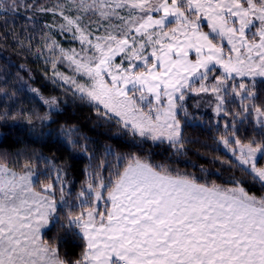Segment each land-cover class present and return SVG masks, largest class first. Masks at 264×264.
Here are the masks:
<instances>
[{"label":"snow or ice","instance_id":"1","mask_svg":"<svg viewBox=\"0 0 264 264\" xmlns=\"http://www.w3.org/2000/svg\"><path fill=\"white\" fill-rule=\"evenodd\" d=\"M49 13L53 22L41 24ZM9 15L24 21L10 34L16 46L31 52L39 35L36 58L51 66L52 82L69 85L141 155L106 148L115 172L106 178L102 160L78 190L45 157L55 180L47 176L40 191L28 163L18 175L0 159V264H264V0H0L5 25ZM57 28L79 51L62 46ZM30 91L48 106L36 119L49 131L23 114L26 131L51 138L58 101ZM194 97L197 108L203 102L228 118L214 149L232 173L217 176L221 183L204 167L193 175L174 170L176 160L150 159L165 144L184 154L178 117ZM20 115L4 110L0 121ZM60 134L77 144L76 130ZM77 247L78 256L61 254Z\"/></svg>","mask_w":264,"mask_h":264},{"label":"trees","instance_id":"2","mask_svg":"<svg viewBox=\"0 0 264 264\" xmlns=\"http://www.w3.org/2000/svg\"><path fill=\"white\" fill-rule=\"evenodd\" d=\"M40 3L51 6L55 0H40ZM39 19L41 24L53 22L50 13L41 15ZM7 20L8 23L5 25L4 19L0 18V90H4L0 91V112L7 110L21 115L16 120L0 121V159H6L9 167L16 172L26 171L24 165L28 163L34 173L36 190L40 191L41 182H49L46 179L47 176L50 175L52 180H55L51 165L45 164L40 159L45 157L55 165L64 167L67 170L65 179L71 181L74 190H78L87 179L86 170L94 171L102 160L105 161L102 174L106 178L109 172H115L114 168H108V164L114 163V159L106 155V148L111 147L117 154L141 155L135 147V141L120 132L115 123L104 122L97 116L92 106L74 100L71 93L65 91L69 85L63 84V81L52 82L51 66L46 65L43 58H36L35 49L40 45L39 35L33 40L31 52L27 46L17 47L16 41L10 34L22 32L24 21L19 16L11 15L7 17ZM55 31L57 33L55 38L66 49L78 46L76 41L66 38L68 34L63 37L59 34L58 28ZM58 68L61 72L70 74L66 65H58ZM30 88L38 89L44 98L55 97L58 101L56 110L50 113L51 138H38L35 135H29L26 131L32 125L27 123L23 114L33 116V125L37 126V131H49L47 128L40 129V122L36 119V116H43L49 112L48 106L31 92ZM13 93L15 95H12ZM197 99L199 98L188 99L186 107L189 115L185 116L181 112L178 117L181 120L183 137L188 141L185 144L184 154L173 155V150L168 149L165 144L161 148L154 149L150 159L153 163L176 160L178 163L170 165L174 170L193 175H200V168L204 167L215 174L211 177L212 180L221 183L217 176L227 177L232 173L227 171L229 164L221 163L227 158L223 154L224 150L221 148L220 151H214V149L217 147L216 141L220 133L224 131L223 122L228 118H216L212 107H206L203 102L197 108L195 106ZM191 117L196 119L191 120L193 126L189 127L186 121H189ZM218 119L220 120L219 130H217ZM62 127L65 130H76V135L72 137V140L77 141L75 146L60 134ZM144 151L146 152L147 149ZM217 157L220 159L217 160ZM232 171L237 172L235 169ZM45 232V239L50 242L56 239L55 230H45ZM65 250L77 256L80 251L78 247L62 249L61 254Z\"/></svg>","mask_w":264,"mask_h":264},{"label":"rangeland","instance_id":"3","mask_svg":"<svg viewBox=\"0 0 264 264\" xmlns=\"http://www.w3.org/2000/svg\"><path fill=\"white\" fill-rule=\"evenodd\" d=\"M64 37V36H63ZM77 43H78V46L77 47H74V48H76L77 49V51H79V49H80V44H79V42L78 41H76ZM119 57H117V61H119ZM69 69V68H68ZM70 71V70H69ZM63 72V71H62ZM66 74H68V73H66ZM78 79H80L79 77H77ZM205 105H206V107L208 106V107H211V106H209V105H207L206 103H205ZM25 172V171H24ZM24 172H16L18 175H20V174H24ZM33 179H34V176H33ZM101 210H103V208H104V205L103 204H101Z\"/></svg>","mask_w":264,"mask_h":264}]
</instances>
